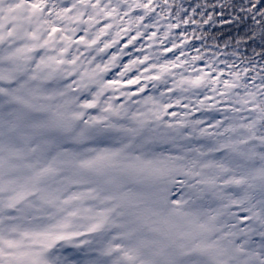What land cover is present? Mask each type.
Returning a JSON list of instances; mask_svg holds the SVG:
<instances>
[{
    "label": "snow or ice",
    "instance_id": "snow-or-ice-1",
    "mask_svg": "<svg viewBox=\"0 0 264 264\" xmlns=\"http://www.w3.org/2000/svg\"><path fill=\"white\" fill-rule=\"evenodd\" d=\"M0 264H264V0H0Z\"/></svg>",
    "mask_w": 264,
    "mask_h": 264
},
{
    "label": "trees",
    "instance_id": "trees-1",
    "mask_svg": "<svg viewBox=\"0 0 264 264\" xmlns=\"http://www.w3.org/2000/svg\"><path fill=\"white\" fill-rule=\"evenodd\" d=\"M210 31L215 32L217 35H221V41H223V40L230 39L232 37H236V36L242 35L243 32L246 31V25L245 24H241V25H231V26L225 25L223 27V29H222V34H221V31L219 29H217V28H213ZM125 38L127 39V37H125ZM125 38H124V40H125ZM138 43H144L145 44V47H146V50H147V44H146V41L144 39H141ZM195 43H197V45L199 44V42H195ZM109 51L112 52L111 49H109ZM127 51L130 52V49L128 48ZM167 55H168V58L169 59L172 58V54L171 53H169ZM107 57L108 56H106V55L104 56L105 59ZM129 60L130 59H129L128 55L127 56H124L122 58V62H124L125 64H127L129 62ZM126 87L132 89L133 91H135V88H136L135 85H126ZM163 90H164V86H161L159 89H157L155 91H152L151 90V86H150L149 90L146 93L140 94V95L141 96H143V95H156V96H158L159 95V92L160 91H163ZM196 116L197 117L205 116V117H209V118L215 117L216 119H219L220 118V114L219 113H216V112L196 113Z\"/></svg>",
    "mask_w": 264,
    "mask_h": 264
},
{
    "label": "rangeland",
    "instance_id": "rangeland-1",
    "mask_svg": "<svg viewBox=\"0 0 264 264\" xmlns=\"http://www.w3.org/2000/svg\"><path fill=\"white\" fill-rule=\"evenodd\" d=\"M126 42H127V39H126V38H125V40L123 39V40L121 41V46H122L124 43H126ZM128 48L130 49V53H131V55L133 54V56H132L131 59H134L136 56L141 55L140 53H136L137 50H136L135 48H133L132 45H129ZM111 51H112V52H116V51H117V48H112ZM131 55H129V57H130ZM104 60L106 61V59H104ZM201 98H202V97H201Z\"/></svg>",
    "mask_w": 264,
    "mask_h": 264
}]
</instances>
